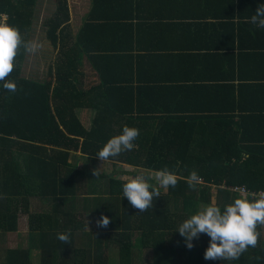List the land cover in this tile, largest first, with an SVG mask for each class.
<instances>
[{
  "label": "trees",
  "instance_id": "16d2710c",
  "mask_svg": "<svg viewBox=\"0 0 264 264\" xmlns=\"http://www.w3.org/2000/svg\"><path fill=\"white\" fill-rule=\"evenodd\" d=\"M38 1L40 0H0V20L5 17V23L18 28L27 41V30L35 28L33 24ZM52 1L53 11L42 17L39 31H43L46 39L55 46L58 42L61 44L62 39H58V33L69 26L71 14L68 0ZM138 1L93 0V8L70 48L71 56L70 49L61 52L54 71V81L52 74L49 80L40 83L25 78L22 75V61L26 51L23 47L18 50L14 70L7 77L15 82L17 91L12 93L3 89L0 82V143L19 145L27 142L52 147L49 163L43 162L38 172L30 174L28 178L40 177L38 197L59 201L61 197L57 196L58 192H63L67 183L76 186L84 176L89 181L100 179L89 172L72 170L68 164L69 151L81 150L85 155L98 159V151L110 138L120 134L124 126L140 128L141 134L134 142L136 147L109 158L107 162L152 174L167 167L177 174L178 184L166 191L161 188V196L154 198L153 206L144 212L135 209L123 196L124 182L108 180V195L115 202L121 198L124 206L131 209L130 215H125L127 230H142L146 239L150 237L149 247L155 257H160L164 249H171L175 252L176 264H188L185 260L189 248L186 245L180 247L176 243V238L181 237L177 229L183 213L174 212L169 217L168 208L179 203V206L181 204L189 210L208 205H216L223 210L225 205L234 201L235 198L229 193L218 190L213 204V187H245L252 192H264V151H258L260 155H257L253 150L246 149L243 136L236 134L227 115L222 116L221 112L213 114L216 105L209 98L212 86L179 84L184 79L171 77H154L156 86H143L148 80H143L135 70L140 64L138 58L142 61L147 59V55L143 52L133 53L132 45L139 47L135 45L129 24L130 14L134 11V5L137 7ZM47 2L49 4V0ZM120 3L127 6L120 9ZM86 57L99 79V85L88 90L79 85L84 76ZM117 59L126 71L129 70V79L110 74ZM201 78L204 79L203 76ZM185 81L183 83H190L192 79L189 77ZM134 82L137 83L136 86H118L122 85L120 83ZM143 87L150 89L143 91ZM57 96H61L62 102L55 101ZM145 98H149V105L144 102ZM86 108L96 112L90 130L84 128L77 116L78 110ZM2 158L0 152V159ZM9 158L1 163L0 185H8L7 179L12 177L8 176L9 172L11 175L14 173L9 165L16 163V157ZM192 170L197 171L204 184H198L195 190L190 189L186 183ZM67 175L68 179L62 178ZM17 177L20 188V180H26V177L15 175L14 178ZM56 179L59 180L58 183L54 182ZM150 183L155 184V180ZM23 190L24 194L19 189H0V196L7 202L13 220L17 218L19 207L27 210L29 198L34 196L26 188ZM149 222H153L151 231L145 232ZM261 228L262 226H258L257 229L260 232L258 245L249 247L254 254L248 260L245 257L234 264H264ZM131 231L125 232L126 236ZM166 237L170 239V244L163 247L162 239ZM159 243L160 247L157 245ZM192 243L194 247L191 249L196 248L195 238Z\"/></svg>",
  "mask_w": 264,
  "mask_h": 264
},
{
  "label": "crops",
  "instance_id": "0c3cea01",
  "mask_svg": "<svg viewBox=\"0 0 264 264\" xmlns=\"http://www.w3.org/2000/svg\"><path fill=\"white\" fill-rule=\"evenodd\" d=\"M84 1L85 4L83 0H68L71 20L66 30L58 33L61 44L58 42L54 46L43 31H39V41L33 40L36 33L32 35V29L27 30V41H33L40 47L34 53L25 52L22 61V75L25 78L40 83L49 80L52 74V81L55 80L54 71L61 52L73 46L79 28L93 8V0ZM52 2H37L34 22L38 26L42 17L53 11ZM262 4L264 0H139L129 21L135 45L139 47L132 45L133 53L143 52L147 55V59L142 61L138 58L140 64L135 70L143 80H148L143 86H156L154 77L182 78L184 80L179 84L212 86L209 98L216 105L213 114H226L236 134L243 136L246 149L253 150L257 155H260L258 151H264V28L253 24L251 17ZM126 6L123 3L118 5L120 9ZM84 7L86 10L81 13ZM69 51L71 56V49ZM36 59L39 71L32 67ZM83 73L80 88L88 90L99 85L98 75L88 57L83 65ZM129 73L117 59L110 74L129 79ZM189 77L192 81L183 83ZM120 84L118 86L124 87L136 86L137 83ZM148 89L143 87V91ZM55 101L62 102L61 96H57ZM148 101L149 98H145L147 105ZM77 116L84 128L90 130L96 112L90 108L81 109L77 111ZM234 124L239 127L236 128ZM137 129L141 134L140 128ZM52 150V147L40 143H0L3 156L0 166L9 157H16V163L9 165L14 173L11 175L9 172L8 176L12 177L7 179L8 185L1 184L0 189H19L24 194L23 188H26L31 196L34 193L29 198L27 210L19 207L16 220H13L7 202L0 196V264H176L173 250L164 249L160 257H155L149 247L150 237L146 239L142 230H127L125 215H130L131 209L124 206L121 198L115 202L108 195V180L126 182L137 174L152 173L119 163L102 162L85 155L84 151L72 150L68 158L72 170L93 175V170L99 168L100 174L96 177L100 179L89 181L84 176L76 186L67 183L64 193L58 192L57 196L61 197L59 201H53V198L38 197L40 177L28 178L30 174L38 172L43 162L49 163ZM125 167L131 170L126 172ZM15 175L26 177V180H20V188ZM68 176L62 178L68 179ZM54 182L58 183L59 180ZM241 189L246 191L243 196L249 199L253 194L263 192H252L245 187H213V204L218 190L238 198L242 195ZM176 204L168 208L167 214L170 217L174 212L183 213L178 225L204 208L198 206L189 210ZM22 210L25 213H19ZM101 216L109 217L107 227L97 226L96 222ZM88 222L89 229H86ZM147 225L145 232L151 231L153 222ZM261 230L264 239V226ZM129 231L131 234L126 236L125 232ZM58 233L70 234L71 243L59 241ZM176 239L177 245L185 247L183 236ZM162 241L163 247L170 244L167 237ZM157 245L160 247L161 243ZM253 254L252 249H248L239 260L245 257L248 260ZM186 259L188 264L199 263L194 249H188ZM161 260L164 262L161 263Z\"/></svg>",
  "mask_w": 264,
  "mask_h": 264
},
{
  "label": "clouds",
  "instance_id": "9594fccd",
  "mask_svg": "<svg viewBox=\"0 0 264 264\" xmlns=\"http://www.w3.org/2000/svg\"><path fill=\"white\" fill-rule=\"evenodd\" d=\"M251 22L264 28V4L257 8ZM21 47L26 52L34 53L40 45L25 41L18 28L0 23V82L3 89L12 93L17 91V85L7 77L14 70V61ZM139 135V129L124 126L122 132L110 138L96 156L105 162L122 152L131 151L136 147L134 142ZM99 174V168L93 170L95 177ZM151 180H155V184L149 183ZM201 182L202 178L195 170L186 178V183L192 190ZM177 184V174L165 167L155 171L153 175L137 174L123 183L122 192L135 209L144 212L153 206L154 198L161 196V188L166 191L170 187L175 188ZM96 223L98 227H107L110 219L108 216H101ZM258 226H264V192L253 194L251 199L241 195L225 205L223 210L219 206L208 205L185 219L177 231L184 237L189 249L194 247V238L198 239L201 234L210 237L209 247L204 253L205 260L233 261L240 259L249 247L258 245ZM86 229H89V222ZM57 239L63 244L71 243L68 233H58Z\"/></svg>",
  "mask_w": 264,
  "mask_h": 264
},
{
  "label": "rangeland",
  "instance_id": "374dc122",
  "mask_svg": "<svg viewBox=\"0 0 264 264\" xmlns=\"http://www.w3.org/2000/svg\"><path fill=\"white\" fill-rule=\"evenodd\" d=\"M50 1H52V0H50ZM83 2L85 4L84 0H83ZM85 10H86V7H84V9L81 13L85 12ZM33 26L35 28L30 33H32V35H34L36 33L33 40L39 41V26L35 22H34ZM37 59H38V56H37ZM37 59H36V61L32 62V67L36 71H39V62H37ZM124 169L126 172L131 170L129 167H125ZM209 244H210V237H208L206 234H201L199 236V238L196 239V245H195L196 248H194V251L197 252V254H198L199 263H202V264H204V263H207V264H234V263L239 261V259L233 260V261L205 260L204 259V253H205L206 249L209 247Z\"/></svg>",
  "mask_w": 264,
  "mask_h": 264
},
{
  "label": "built area",
  "instance_id": "2783aa9c",
  "mask_svg": "<svg viewBox=\"0 0 264 264\" xmlns=\"http://www.w3.org/2000/svg\"><path fill=\"white\" fill-rule=\"evenodd\" d=\"M5 20H6V18L5 17H2V19L0 20V23H5ZM202 183V182H201ZM200 183V184H201ZM240 193L242 194V195H246V191L244 190V189H241L240 190Z\"/></svg>",
  "mask_w": 264,
  "mask_h": 264
}]
</instances>
